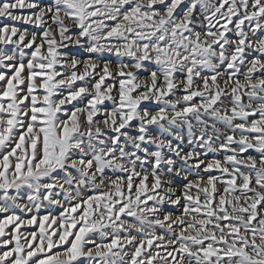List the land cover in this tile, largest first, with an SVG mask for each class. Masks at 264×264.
Here are the masks:
<instances>
[{
    "label": "snow or ice",
    "instance_id": "1",
    "mask_svg": "<svg viewBox=\"0 0 264 264\" xmlns=\"http://www.w3.org/2000/svg\"><path fill=\"white\" fill-rule=\"evenodd\" d=\"M0 264H264V0H0Z\"/></svg>",
    "mask_w": 264,
    "mask_h": 264
},
{
    "label": "rangeland",
    "instance_id": "2",
    "mask_svg": "<svg viewBox=\"0 0 264 264\" xmlns=\"http://www.w3.org/2000/svg\"><path fill=\"white\" fill-rule=\"evenodd\" d=\"M75 103V102H74ZM221 155H222V153H221ZM209 156H211V154H209Z\"/></svg>",
    "mask_w": 264,
    "mask_h": 264
}]
</instances>
